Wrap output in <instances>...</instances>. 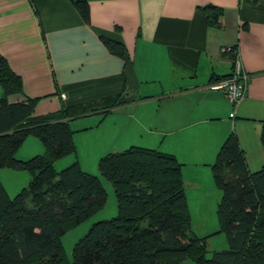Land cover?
<instances>
[{
    "label": "crops",
    "instance_id": "crops-1",
    "mask_svg": "<svg viewBox=\"0 0 264 264\" xmlns=\"http://www.w3.org/2000/svg\"><path fill=\"white\" fill-rule=\"evenodd\" d=\"M75 1L0 0V55L24 95L38 98L35 115L118 93L143 98L70 124L79 122L76 130L99 158L133 145L174 154L186 198L199 205L218 204L210 167L230 133L250 170L264 165V0H85L88 23ZM207 5L222 10L220 27L207 23L200 9ZM104 37L122 40L127 59L111 54ZM231 46L248 75L235 110L212 87L231 73L222 53Z\"/></svg>",
    "mask_w": 264,
    "mask_h": 264
},
{
    "label": "trees",
    "instance_id": "trees-1",
    "mask_svg": "<svg viewBox=\"0 0 264 264\" xmlns=\"http://www.w3.org/2000/svg\"><path fill=\"white\" fill-rule=\"evenodd\" d=\"M74 3L88 23L87 2ZM200 9L210 26H221L220 8ZM102 41L111 54L127 59L122 40ZM222 53L233 60L236 46ZM142 99L118 93L35 115L38 98L24 95L20 76L0 55V168L29 175L28 184L14 196L0 184V264H264V165L249 169L234 133L222 142L211 164L220 191L219 231L227 248L208 256V236L192 232L182 164L176 156L133 145L99 158L98 172L111 183L116 214L93 222L68 260L62 236L99 212L107 195L99 177L83 170L77 160L56 169L61 157L75 152L70 121L90 114L103 118ZM28 136L40 141L44 153L18 158L16 151ZM260 140L264 148V120Z\"/></svg>",
    "mask_w": 264,
    "mask_h": 264
},
{
    "label": "rangeland",
    "instance_id": "rangeland-1",
    "mask_svg": "<svg viewBox=\"0 0 264 264\" xmlns=\"http://www.w3.org/2000/svg\"><path fill=\"white\" fill-rule=\"evenodd\" d=\"M78 124L79 122L70 124L71 129L74 130L75 152L61 157L56 162V169L60 170L63 167H66L67 165L72 163V161L77 160L80 167L83 170L91 174H95L99 177L104 189L106 190L107 195H106L105 205L99 212L94 214L92 217H90L88 220L84 221L83 223L69 229L62 236L61 240L68 260H71L72 249L74 244L88 231V229L90 228L93 222L101 219L110 218L116 214V200L114 197L111 183L99 174L98 172L99 157L95 156L96 154L93 153L94 152L93 150H89L87 148L88 146L87 143L85 146L86 138L80 137L84 133V131L76 130L75 128ZM39 144L41 145L40 141L37 138L33 136H28L16 151V156L18 158L23 157L22 159H28L36 155L37 153L38 154L44 153L43 146L41 148V152L36 150V147ZM257 169L259 168H255L251 170L255 171ZM8 170L9 171H7L5 168H0V184L7 190L10 196H14L22 187L28 184L29 175L28 173H26V171L23 170L22 171L19 170L10 171V169ZM24 175L28 177L24 178ZM218 192L220 197V191L218 190ZM189 199L190 200L186 198L188 209L191 216L192 232L199 236H208L207 255L209 256L212 253V251L221 250V248H219L221 244L225 245L224 247L227 248L225 234L222 231H219L220 224L218 222V219L216 217H213V213L214 216L216 213L217 203L213 205L214 202H211V207H210L206 201H204L203 204L199 205L198 202H196L195 198L193 200L191 198ZM203 211L206 219L208 220L203 218ZM198 214L200 215L201 218L199 217ZM209 214H212L211 218H209L208 216ZM207 228L209 229L210 232H205ZM211 231L214 232L209 235L208 233H211ZM181 264H195V263L192 260H186Z\"/></svg>",
    "mask_w": 264,
    "mask_h": 264
},
{
    "label": "built area",
    "instance_id": "built-area-1",
    "mask_svg": "<svg viewBox=\"0 0 264 264\" xmlns=\"http://www.w3.org/2000/svg\"><path fill=\"white\" fill-rule=\"evenodd\" d=\"M248 75L244 71L241 61L236 53L232 60V70L228 77L215 82L212 87L223 92L224 96L230 101L234 107L243 101L246 95Z\"/></svg>",
    "mask_w": 264,
    "mask_h": 264
}]
</instances>
